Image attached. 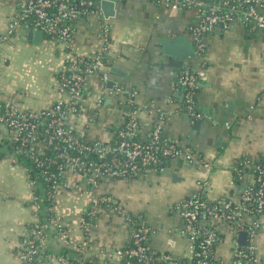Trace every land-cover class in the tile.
Returning a JSON list of instances; mask_svg holds the SVG:
<instances>
[{
  "label": "crops",
  "instance_id": "crops-1",
  "mask_svg": "<svg viewBox=\"0 0 264 264\" xmlns=\"http://www.w3.org/2000/svg\"><path fill=\"white\" fill-rule=\"evenodd\" d=\"M115 2V12L106 15L100 4L102 13L76 22L71 48L90 56L101 53L105 60L89 78L83 111L70 118L71 125L89 140L103 141L122 125L125 109L138 106L143 138L161 119L164 134L203 162L172 157L135 177L104 178L98 185L69 171L67 184L56 194L52 218L60 220L68 234L63 237L51 224L47 231L51 256L42 264H63L60 257L109 264L122 259L117 250L130 243L132 226L116 207L103 205L104 196L141 215L151 228V247L171 253L175 260L171 264H183L192 241L179 204L200 192L211 202L239 198L253 169L245 164L238 170L237 162L242 158L257 162L264 154V32L241 20L227 27L219 24L204 35L199 52L190 29L199 18L198 8L173 7L162 0ZM21 4L22 0H0V95H12L24 108L39 109L52 105L60 94L56 75L67 47L47 34L30 37L28 32L37 29L17 20ZM104 25L109 28L108 43ZM179 34H186L197 52L185 66L172 64L161 42ZM188 68L198 74L199 116L187 111L184 92L180 95L181 76ZM133 89L135 97L129 100L127 91ZM34 188L23 165L13 157H0V264H21L18 252L28 227L45 212ZM257 217L259 229L253 238L246 237L245 244L253 241L264 258V212ZM218 231L216 256L232 264L240 233L230 222Z\"/></svg>",
  "mask_w": 264,
  "mask_h": 264
},
{
  "label": "built area",
  "instance_id": "built-area-1",
  "mask_svg": "<svg viewBox=\"0 0 264 264\" xmlns=\"http://www.w3.org/2000/svg\"><path fill=\"white\" fill-rule=\"evenodd\" d=\"M101 1L22 0L17 20L22 19L34 29H40L43 34L62 42L67 47L66 59L56 75L60 94L52 105L39 109L24 108L12 95L4 98L0 95V157L3 154L13 157L18 162L16 152L22 151L30 158H34L39 165L48 167L55 163L57 174L67 176L69 171L73 170L85 176L93 185H98L104 178L133 177L163 163L166 157L183 156L202 163L203 159L200 156L182 148L177 139L164 134V121L161 119L152 126L148 138L143 140L138 138L140 124L138 106L129 105L124 111L122 126H119L112 137L103 141L89 140L84 131L71 125L70 118L73 115H80L83 111L84 101L89 95V78L104 65L101 53L91 55L92 59L88 60L85 54L71 48V40L79 19L102 13ZM162 1L173 7L198 8L199 18L191 24L190 29L199 52L204 49V35L219 24L227 27L241 20L264 32V0ZM104 30L105 41L108 43L107 25H104ZM11 32L12 29H9L8 33ZM102 78L104 85L106 74ZM197 81V72L189 68L183 71L181 84L185 87V107L189 113L199 116L195 103ZM127 92L129 100H132L136 90ZM41 116L48 120L43 135L39 132ZM47 149L55 152L59 159L41 156ZM242 163L253 169V177L239 198L225 196L211 202L200 192L186 197L179 204L180 213L186 221L185 233L192 241V251L188 256L190 261L195 260L197 264H224L221 258L213 257L212 254L213 245L220 238L218 227L224 223H234L237 234L245 230L250 238L257 233L260 225L257 215L264 212V156L262 163L250 162L248 159ZM25 169L27 171L26 167ZM49 178H57L56 173H50ZM53 184L57 191L63 184H67V181H55ZM102 202L116 207L121 214L128 217L127 211L117 200L104 196ZM206 216L211 218V228L205 225L206 222L205 224L201 222V217ZM247 217H250V220ZM128 220L132 226L131 241L126 247L117 250L121 258L127 259L124 264L173 262L174 257L171 253L157 251L151 247L148 241L151 228L145 219L134 221L128 217ZM51 224L63 237L67 236L64 224L58 219L34 220L28 227L18 252L21 264H42L43 260L51 256L47 243V231ZM260 258L263 259L256 252L253 241L245 245L235 241L232 264H258ZM59 259L63 264H109L79 257Z\"/></svg>",
  "mask_w": 264,
  "mask_h": 264
},
{
  "label": "trees",
  "instance_id": "trees-1",
  "mask_svg": "<svg viewBox=\"0 0 264 264\" xmlns=\"http://www.w3.org/2000/svg\"><path fill=\"white\" fill-rule=\"evenodd\" d=\"M85 57L88 59V60H91L92 59V56L90 55H85ZM105 59H103L104 61ZM40 126H39V132L41 133V135L44 134L45 130H44V127L47 126V123H48V120L45 116H41L40 118ZM123 124V123H122ZM122 126V125H121ZM140 126V124H139ZM120 127L118 126L117 129H119ZM137 137L138 138H142L145 139V138H148L149 137V134L147 137L143 138L139 132L137 133ZM17 156H18V162L23 165L24 167L27 168V173H28V177H29V180L30 181H33V184H34V191H35V197L37 198L38 201H41L43 204V208H45V212H43L42 214H40L39 218L41 219V221H46V220H49V219H52L53 218V214H54V211H53V206H54V202H55V199H56V194L58 192L55 191V188H53V183L55 181L57 182H65L66 181V176L64 174H57L58 172V169H57V166L55 163H51L50 166L48 167H45L43 165H39L38 162H36L34 160V158H30L25 152H16ZM3 156V154H2ZM1 156V157H2ZM41 156L43 157H50V158H54V159H59L56 155L55 152L51 151L50 149H47L46 152L44 153H41ZM263 156L262 155L257 162L259 163H262V159H263ZM167 158V157H166ZM165 158V161L163 163H160L156 166H159V165H163L166 163V161L169 159ZM61 160V159H60ZM246 159L242 158L239 162H237V169L239 170L241 168V166L243 165L242 161H244ZM154 167V166H153ZM68 169V168H66ZM79 173V171H77ZM50 173H56L57 175V178L55 179H51L49 178V174ZM136 176V175H135ZM133 176V177H135ZM204 198H206V196L203 195ZM103 203V202H102ZM103 205H106L105 202L103 203ZM127 215L128 217L131 219V220H134V221H138V220H142L144 219L141 215H137V214H133L131 212H127ZM201 222H203L205 224L206 222V226L207 227H212V225L210 224L211 222V218L210 216H206V217H201ZM208 222V223H207ZM216 244H217V241L215 242V244L213 245V248H212V254H213V257H217L216 256ZM135 260V259H133ZM42 261V260H41ZM44 261V260H43ZM127 259L126 258H122L118 263H115V264H124L126 263ZM175 261V260H173ZM264 263V258H260V262L258 264H263ZM183 264H197L195 260H189V259H184L183 260Z\"/></svg>",
  "mask_w": 264,
  "mask_h": 264
},
{
  "label": "water",
  "instance_id": "water-1",
  "mask_svg": "<svg viewBox=\"0 0 264 264\" xmlns=\"http://www.w3.org/2000/svg\"><path fill=\"white\" fill-rule=\"evenodd\" d=\"M115 0H102L101 1V7L104 10L105 14H110L115 12ZM30 37H41L42 31L40 29H37L35 31L30 30L29 32ZM161 42L163 44V52L167 55H169V59L172 64L178 66H185V64H188V61L192 57L197 56V52L194 48V43L186 34H179L173 37H163L161 38ZM113 70L120 72V70L116 67H113ZM112 81L108 80L107 84L108 86L112 85ZM182 93L180 95H183L184 92V85L181 84ZM88 220V218H86ZM247 237V232L245 230H242L240 232V241L241 243L245 244Z\"/></svg>",
  "mask_w": 264,
  "mask_h": 264
}]
</instances>
